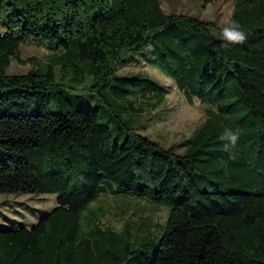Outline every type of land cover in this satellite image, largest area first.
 <instances>
[{"label":"trees","instance_id":"obj_1","mask_svg":"<svg viewBox=\"0 0 264 264\" xmlns=\"http://www.w3.org/2000/svg\"><path fill=\"white\" fill-rule=\"evenodd\" d=\"M232 1L247 39L225 47L214 23L166 14L159 0H0V194L56 197L35 226L0 229V264H264V0ZM25 45L51 52L60 79H91L106 108L133 106L145 79L116 70L150 47L187 100L215 109L181 153L120 117L125 136L113 138L97 111L70 107L51 64L7 74L11 62L39 64L21 59ZM150 88L143 115L165 100L166 90ZM225 128L238 132L235 146L220 139ZM102 194L169 210L152 258L126 234L79 237L81 211Z\"/></svg>","mask_w":264,"mask_h":264},{"label":"rangeland","instance_id":"obj_2","mask_svg":"<svg viewBox=\"0 0 264 264\" xmlns=\"http://www.w3.org/2000/svg\"><path fill=\"white\" fill-rule=\"evenodd\" d=\"M159 2L166 14L189 15L212 22L220 30L231 22L234 9L232 0L207 5L202 4L200 0H159ZM50 55L51 52L36 45L21 46V59L33 58L39 64L37 66L31 63L18 65L11 62L7 74L25 75L34 70L42 71L43 67L51 64L55 81L62 84L63 95L70 107L75 111H97L99 123L109 128L113 138L125 136L124 129L117 130L116 118L120 117L121 122L134 129V132L148 137L163 147L180 146L178 152L181 153L185 142L204 123L205 111L215 109V106L202 104L196 98L192 101L187 100L175 83L156 69L150 47L125 57L116 70L118 77L145 79V82L132 88L134 91L133 96L130 97L133 102L132 107H127L124 102H115L111 108L104 107L103 103L98 101V95L89 91L92 85L91 79H86L83 84H76L69 79H60L59 68L52 62ZM155 83L156 86L166 90L165 100L152 115H143L150 108L149 101L152 104L154 100L153 96L151 100L149 99L145 89L150 90L151 85ZM55 207L54 195L0 194V229L31 228ZM168 213L167 208L147 203L143 199L102 194L81 211L79 237L90 238L93 232L106 230L126 234L134 249L147 244L143 251L147 257L152 258L153 245L163 235ZM103 263L93 259L89 264Z\"/></svg>","mask_w":264,"mask_h":264},{"label":"clouds","instance_id":"obj_3","mask_svg":"<svg viewBox=\"0 0 264 264\" xmlns=\"http://www.w3.org/2000/svg\"><path fill=\"white\" fill-rule=\"evenodd\" d=\"M220 35L223 41L226 42L225 47L229 45H243L247 39L246 30L235 20L227 23L222 28ZM220 139L228 142L225 144L226 148L229 145L235 146L238 141V132L232 128H225Z\"/></svg>","mask_w":264,"mask_h":264}]
</instances>
